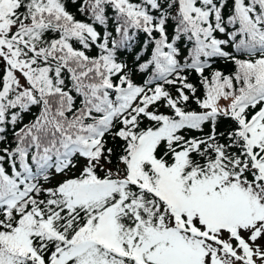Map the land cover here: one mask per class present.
I'll list each match as a JSON object with an SVG mask.
<instances>
[{
    "label": "snow or ice",
    "instance_id": "1",
    "mask_svg": "<svg viewBox=\"0 0 264 264\" xmlns=\"http://www.w3.org/2000/svg\"><path fill=\"white\" fill-rule=\"evenodd\" d=\"M0 264H264V0H0Z\"/></svg>",
    "mask_w": 264,
    "mask_h": 264
},
{
    "label": "trees",
    "instance_id": "2",
    "mask_svg": "<svg viewBox=\"0 0 264 264\" xmlns=\"http://www.w3.org/2000/svg\"><path fill=\"white\" fill-rule=\"evenodd\" d=\"M70 10L75 11V9L74 8H71V7H70ZM78 18H81L82 19L83 17H78ZM137 79L139 80L140 78L138 77Z\"/></svg>",
    "mask_w": 264,
    "mask_h": 264
}]
</instances>
